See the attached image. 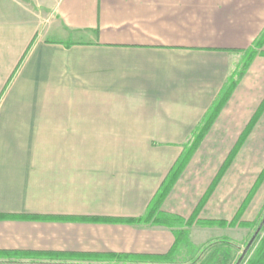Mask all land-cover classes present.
Masks as SVG:
<instances>
[{
    "label": "crops",
    "instance_id": "crops-1",
    "mask_svg": "<svg viewBox=\"0 0 264 264\" xmlns=\"http://www.w3.org/2000/svg\"><path fill=\"white\" fill-rule=\"evenodd\" d=\"M263 34L264 0H0V216L41 218L0 264H195L135 220ZM261 52L158 205L195 246L264 210Z\"/></svg>",
    "mask_w": 264,
    "mask_h": 264
},
{
    "label": "trees",
    "instance_id": "trees-1",
    "mask_svg": "<svg viewBox=\"0 0 264 264\" xmlns=\"http://www.w3.org/2000/svg\"><path fill=\"white\" fill-rule=\"evenodd\" d=\"M263 44H264V34L262 35L261 39L255 43L254 48L246 51L247 58L244 62L242 70L240 72H236L235 75L232 78H230V80L228 82V86L226 87V89L224 90V92L222 93L220 98L218 99L217 103L214 105V107L212 108L210 113L205 117V119L202 121V123L198 126V128L194 131V133L192 135L193 136L192 137V139H193L192 143L190 145H187L186 147H184L185 153H184L182 159L178 162V165L176 166V168L174 170H172V173L169 175V177L166 179V181L162 185L159 192L154 197L153 201L151 202V204L148 207V210H147L145 216L140 218V219L135 220V221H147V220L155 218L156 223L162 224L166 227L177 229L178 231L175 233L176 234V248L179 246H182V245L184 247H189V248L192 246L190 243L189 234L187 232H185V230L182 229L184 227L191 226V224L189 222H187V223L184 222L180 218L159 213L158 212V205L161 202V200L164 198V196L167 193L173 179L175 178L177 173L181 170L183 164L195 152L199 143L202 141V139L204 138V136L206 135V133L210 129L213 121L217 117L218 112L221 110L222 106L227 101L229 94L232 91L233 87L237 84L236 78L246 71L249 63L258 54V52L262 48ZM261 54L264 55V52H261ZM6 218H10V219H41V218H30V217L0 216V219H6ZM45 219H47V218H45ZM48 220H52V219L48 218ZM72 220L86 222V220H88V219H86V218H73ZM220 225H223V224L220 223ZM243 226H251V224L250 225H243ZM221 247H217L214 249L216 251L217 249H220ZM118 258L120 259V258H125V257L119 256ZM244 264H264V250L260 254H258V256H256V258H254L252 260L247 259V261L244 262Z\"/></svg>",
    "mask_w": 264,
    "mask_h": 264
},
{
    "label": "rangeland",
    "instance_id": "rangeland-1",
    "mask_svg": "<svg viewBox=\"0 0 264 264\" xmlns=\"http://www.w3.org/2000/svg\"><path fill=\"white\" fill-rule=\"evenodd\" d=\"M263 219L264 210L258 219L251 224V226L241 227L244 228L245 231H242L239 235H235L234 239L214 240L208 243L206 242L200 245V247L195 246L192 242H190L192 246L190 248L184 247L185 250L182 249L181 252H184L185 256L195 262V264H237L243 254V251L255 235ZM247 229H250L248 234L246 231ZM185 232L189 233L187 230ZM217 247L221 248L215 251L214 248ZM263 250L264 226L241 264H244L247 259L252 260L256 258V256H258V254H260Z\"/></svg>",
    "mask_w": 264,
    "mask_h": 264
},
{
    "label": "water",
    "instance_id": "water-1",
    "mask_svg": "<svg viewBox=\"0 0 264 264\" xmlns=\"http://www.w3.org/2000/svg\"><path fill=\"white\" fill-rule=\"evenodd\" d=\"M264 226V219L261 223V225L259 226V228L257 229L255 235L253 236V238L251 239V241L249 242V244L247 245V247L245 248V250L243 251L242 256L240 257L239 261L237 262V264H241L244 260V258L246 257V255L248 254L249 250L251 249V247L253 246L255 240L257 239L259 233L261 232L262 228Z\"/></svg>",
    "mask_w": 264,
    "mask_h": 264
}]
</instances>
